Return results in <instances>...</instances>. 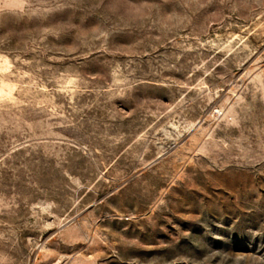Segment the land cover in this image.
<instances>
[{
	"label": "rangeland",
	"instance_id": "rangeland-1",
	"mask_svg": "<svg viewBox=\"0 0 264 264\" xmlns=\"http://www.w3.org/2000/svg\"><path fill=\"white\" fill-rule=\"evenodd\" d=\"M0 264H264V0H0Z\"/></svg>",
	"mask_w": 264,
	"mask_h": 264
}]
</instances>
